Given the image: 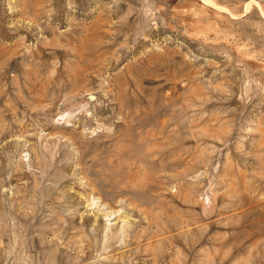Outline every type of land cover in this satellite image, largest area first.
<instances>
[{
  "label": "rangeland",
  "instance_id": "1",
  "mask_svg": "<svg viewBox=\"0 0 264 264\" xmlns=\"http://www.w3.org/2000/svg\"><path fill=\"white\" fill-rule=\"evenodd\" d=\"M0 264H264V0H0Z\"/></svg>",
  "mask_w": 264,
  "mask_h": 264
}]
</instances>
